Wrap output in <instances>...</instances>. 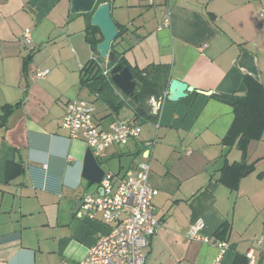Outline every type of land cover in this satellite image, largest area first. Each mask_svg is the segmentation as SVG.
Instances as JSON below:
<instances>
[{"label":"crops","instance_id":"crops-1","mask_svg":"<svg viewBox=\"0 0 264 264\" xmlns=\"http://www.w3.org/2000/svg\"><path fill=\"white\" fill-rule=\"evenodd\" d=\"M103 2L120 31L114 48L129 67L168 68L162 92L140 109L109 85L112 107L83 82L94 57L85 42L91 13L73 12L70 0H0V264H79L110 231L99 218L78 216L83 194L100 193V186L89 187L83 176L84 142L61 128L64 106L76 98L92 104L101 129L116 119L141 126L140 141L105 151L103 171L124 175L146 157L144 143L155 141L148 181L158 191L152 204L161 226L147 238L144 264H249V250L253 264H264V240L256 244L264 238V126L244 151L237 140L222 143L238 99L258 93L264 108V0H97ZM166 5L170 25L159 29ZM42 69L46 78L33 80ZM172 79L192 87L187 97L167 100ZM196 219L210 243L221 241L216 234L229 222L221 256L188 238Z\"/></svg>","mask_w":264,"mask_h":264},{"label":"built area","instance_id":"built-area-1","mask_svg":"<svg viewBox=\"0 0 264 264\" xmlns=\"http://www.w3.org/2000/svg\"><path fill=\"white\" fill-rule=\"evenodd\" d=\"M148 4L152 5L153 0H148ZM260 15L264 17V12ZM169 25L170 7L166 5L159 29L168 28ZM31 41L30 30L25 29L21 43L24 47H28ZM93 60L109 85L115 88L110 80L111 66L105 61L98 60L95 55ZM48 74V69L37 70L32 79L43 80ZM61 128L70 138L81 139L101 167L99 161H103L105 151L109 147L124 145L129 140H141V126L134 122L116 119L107 129H101L94 119L92 104L79 98L65 104ZM154 144L155 141L144 143L147 150L146 157L124 175H116L104 170L98 184L100 193H85L81 197L78 216L85 217L89 221L99 218L110 228V231L97 238L79 264H144L147 238L156 235L161 226L155 217L152 204L158 191L148 181L150 172L148 153ZM203 227V220L196 219L188 227V238L212 244L219 249L221 256L229 249L228 243L225 241L210 243L206 237L200 235ZM263 240V237L259 238L256 244L260 245ZM247 258L249 264L254 263L252 250L248 251ZM219 263L220 258H217L214 264Z\"/></svg>","mask_w":264,"mask_h":264},{"label":"trees","instance_id":"trees-1","mask_svg":"<svg viewBox=\"0 0 264 264\" xmlns=\"http://www.w3.org/2000/svg\"><path fill=\"white\" fill-rule=\"evenodd\" d=\"M120 35V31H119ZM118 35V36H119ZM101 35L97 28L88 25L85 42L90 46L91 50L101 42ZM111 49L117 54L118 62L123 67H128L133 75V79L136 82V89L131 97V102L137 104L138 109L142 106L144 101L151 96H158L164 84L168 74V68L165 66H158L156 68L149 67L146 70H137L129 67V65L123 60L121 55L115 50L114 44L112 43ZM93 52V50H92ZM94 53V52H93ZM95 55V53L93 54ZM151 68V69H150ZM145 71V74L143 73ZM83 82L90 84V87L102 95L101 97L112 107H115V100L112 97V91L110 90L109 83L102 76L101 70L94 60H90L86 63L83 68ZM104 94V95H103ZM258 93L248 95L244 98H240L233 106L234 122L230 126L228 132L222 140V143L226 146H232L236 143V147L244 151L246 144L252 138H258L261 130L264 126V108L260 100L257 98ZM255 104V105H254ZM256 107L255 113L250 112V107ZM259 108V109H257ZM14 164L9 163L7 166V175L9 176L12 172ZM231 168V167H230ZM230 168L226 169L227 172ZM243 165L237 166L234 170L237 171L235 176L236 181L239 179V173L243 169ZM230 188L234 189L235 184L226 182ZM230 229L229 222H226L222 227L221 233L217 232L216 239L224 241L222 235H226Z\"/></svg>","mask_w":264,"mask_h":264},{"label":"water","instance_id":"water-1","mask_svg":"<svg viewBox=\"0 0 264 264\" xmlns=\"http://www.w3.org/2000/svg\"><path fill=\"white\" fill-rule=\"evenodd\" d=\"M70 2L73 12L91 13L89 24L98 29L102 39L92 49L95 57L111 66L110 80L112 84L125 97H131L136 89V82L129 68L123 67L118 62L117 54L111 49L112 43L119 35V30L111 17L110 2L97 3V0H70ZM191 90L192 87L186 83L172 79L168 86L166 98L171 102H176L187 97ZM220 97L228 104L233 105L236 101L234 96L222 94ZM6 147V144L2 145L1 154L5 152ZM103 174L104 171L100 164L93 157L90 150H87L84 158L83 176L88 181V186L98 185Z\"/></svg>","mask_w":264,"mask_h":264}]
</instances>
